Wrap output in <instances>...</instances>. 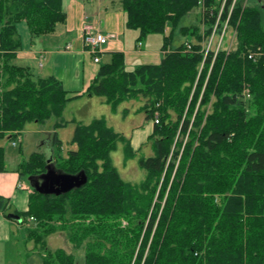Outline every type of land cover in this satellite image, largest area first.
I'll return each instance as SVG.
<instances>
[{
	"label": "trees",
	"instance_id": "obj_1",
	"mask_svg": "<svg viewBox=\"0 0 264 264\" xmlns=\"http://www.w3.org/2000/svg\"><path fill=\"white\" fill-rule=\"evenodd\" d=\"M231 1H224L225 13ZM240 1L230 13V23L235 25L241 12L238 48L228 54L225 50L212 51L203 57L198 42L189 41L188 46L181 42L172 51L167 47L176 35H189L182 22L196 9L208 24L213 23L220 0H120L125 25L137 31L138 40L149 34L162 35V58L157 64L127 68L124 54L114 52L109 61L100 64L84 92L104 97L115 108L132 88L140 87L136 92L147 97L141 111L146 120L153 121L147 137L153 154L139 157L138 165L156 180L166 169L169 143L176 129L194 138L196 131L192 128H199L204 121L203 127L208 129L201 132L204 149L197 148L198 143L191 170L177 173L179 180L171 184L156 220L152 213L148 217L143 214L138 202L142 194L137 187L124 183L111 164L110 154L121 137L125 158L136 156L129 141L108 126L104 118H95L89 124H76L74 148L61 156L55 128L65 122L62 113L67 103L81 93L68 92L55 77L35 75L29 67L12 62L21 48L17 24L23 22L31 37L53 33L65 21L63 0H0V139L12 142L27 123L53 119L48 130L49 162L62 172L76 174L83 170L87 176L84 185L59 195L40 194L31 188L27 209L13 212L22 218L21 222L30 216L39 221L61 219L68 212L101 215L112 208L129 220L135 217L136 227H144L146 233L156 232L161 222L160 236L150 243L143 264H264V0H248L243 9ZM208 105L210 110L203 119ZM171 113L177 122L167 127L165 120L171 119ZM238 134L249 140L248 146L240 152L234 150L237 156L231 167L225 155L216 154L225 143H233ZM193 138L182 158V169L190 156ZM47 158L43 152H32L21 160L19 177L44 172ZM175 158L176 154L172 155ZM3 170L0 146V172ZM162 186L166 187V180ZM7 204V199L0 196V213L6 217ZM142 204H151L147 195ZM85 229L86 226L81 230ZM138 237L135 233L129 240L128 256L133 255ZM146 241L144 236L139 242L140 250ZM140 262V251L133 263L131 259H107L93 249L85 258V264ZM42 264H71V260L55 250L43 258Z\"/></svg>",
	"mask_w": 264,
	"mask_h": 264
},
{
	"label": "rangeland",
	"instance_id": "obj_2",
	"mask_svg": "<svg viewBox=\"0 0 264 264\" xmlns=\"http://www.w3.org/2000/svg\"><path fill=\"white\" fill-rule=\"evenodd\" d=\"M98 1L99 0H86V4L88 5L87 12L91 16V19L96 17L94 16L95 14L92 15L91 12L93 7L96 6L95 2ZM224 1L225 0H220L221 3L213 23L208 24V21L204 20L199 14L198 9L189 14L182 22L188 28L187 35H189L182 37L179 34V36L176 35L177 37H174V39H170L172 41L170 43V47H167V51H172L173 48L178 46L181 42H185V45L188 46L190 45L189 41L192 43H200L203 57L212 52V50L215 52L218 50H225L226 54H228L231 50H236L239 46L237 26L241 18V12L239 13V17L235 25L230 23V13L232 9L237 6L239 0H232L226 13L224 11ZM102 2H104L107 7L113 4L114 9H122L120 0H102ZM240 2L241 9H243V7L247 5L248 0H241ZM89 22L96 26L97 23H99L95 19L92 20V22ZM60 26L61 24L57 25L52 35L48 34L41 37H33V39H31L33 43L27 35H22L21 37L19 36L21 39L20 41H22V49L33 50L43 47L41 43H38L39 38H48L49 36L50 39L52 36H59L62 34ZM127 32L133 33L135 31L130 30ZM60 36L57 37V40L54 39L48 43H44V47L47 50H49L50 47L55 49L60 45L63 47L64 41H68L70 37H66L64 35L60 38ZM147 37L153 39V42L155 43L153 44L151 42L150 47H154V45H156V50L159 51L162 45V35L152 34ZM143 41L145 43V40ZM143 48L146 49V45H143ZM42 52L44 59L43 57L41 59L38 57H29V59L26 58L24 60L13 58L12 62L20 66H28L36 75L44 76L47 69V56H45L46 53L44 51ZM40 60L42 61V66H39ZM87 60L91 63L93 62L91 56L87 57ZM99 65L100 64L96 63V68H98ZM201 67L202 65L200 64L199 70H201ZM196 80L197 78L194 82H196ZM137 88L140 87L135 86L132 88L131 94H128V96L123 101H120L115 108L111 107V109H115L114 112L110 111L111 105L109 103H107L108 105H103L101 103H98L99 105L97 106L94 105L95 100H97L96 98L88 101V98L84 97L67 103L62 113V117L65 122L62 125L57 126L55 131L56 137L61 141L60 154L64 157L66 156L68 150L74 148L72 144V136L77 123L89 124L93 118L95 119V117L100 115L108 117L109 120L105 118L106 124L109 123L110 127H112L114 131L119 132V134H122L123 137L125 136L124 138L129 139L132 151L136 154L134 157L130 156L125 158L126 155L122 151L125 143L121 137L120 140L116 141L115 148L117 150H113L110 154L111 164L117 170L120 179L124 183H127L132 187H137L138 193L142 194L138 202L139 206L142 207L143 214L146 213L148 217L152 213L153 215H156V220H158L166 196L170 192L171 184L175 180H179L177 173L185 174L187 171L189 172V170H191L190 163L193 159L192 154L194 150H196V145L202 142L201 132L204 130V134L208 131V129L203 127L204 121H202L199 128H192V130L196 131L193 138L188 132L185 134L179 133V128L176 127L177 129L175 134L171 138V143H169V154L165 167L166 169H164L159 180H156V178H149L150 176L147 174V171L138 165L139 157L150 156L153 154V151L151 150V141H148V139L145 138L146 134L149 132L148 129L150 122L145 119V113L141 111L147 102V97H143L140 92H136V90H138ZM244 92L247 94V90L244 89ZM99 98L105 100L102 96H99ZM126 110L129 113L126 114V116H122V111L124 114V111ZM208 110H210L209 105L206 107V112ZM208 112L204 114L203 119L206 118ZM175 118V114L171 113V119L165 120V122L168 121L167 127H172L176 124L177 119ZM52 122L53 119H49L41 124L35 122L27 123L21 135L17 136L19 140L16 145H12L11 141L6 138L0 139V146L3 147L4 174L7 176L13 175L18 167V163L34 151L47 154L48 148H50L48 130ZM239 137L240 141L238 140ZM192 138V153L189 151L190 156L189 158L186 157L187 164L184 165V168L182 169L180 167L181 163H183L182 158L186 150H189V143ZM247 140L244 138V135H235L234 142L230 144L225 143V145L219 148L216 156L220 157L221 155H225V159L229 163L228 165L233 167L232 163H234V161L232 162V159L237 156L234 150L236 149L240 152L242 148L247 147L249 141ZM201 146L202 144H200L197 148L204 149V147ZM139 147H141L140 151ZM174 154H176V158L173 160L172 155ZM234 154L235 156H233ZM172 160L174 163H170ZM171 164L173 165L172 168ZM214 165L222 166V163L215 162ZM27 178L28 176L22 178L20 177V181L18 183L22 182V184H25L26 187L24 189L27 190L29 194L32 190L29 186ZM15 180H17V178ZM165 180L166 187H163L162 185ZM146 195L151 201V204L144 207L142 201ZM7 207L8 212H16L15 210L9 208L8 205ZM91 221L92 224H90ZM99 221L100 224L97 225ZM131 221L132 223L130 224ZM133 221H135V217L129 220L126 215H123V212H115L112 208L103 212L101 215L68 212L67 214H63L61 219L40 221L36 219H32L30 221L24 220L19 223V226L15 224V229L11 230L13 237L11 239L12 242H9L6 247L4 245L0 248V264H42L43 258L47 257L49 253L54 252L55 250L62 251L63 255L66 257L69 256L71 264H85L86 254L90 249H93L95 252H99L107 259H116L117 257L122 258L123 260L131 259L132 263L136 260L140 251V264H143L144 258L149 250L150 243L153 241L154 237L160 236L159 232L161 230H159V228L161 222L158 221L156 232L151 231L150 233H146L144 231V227H136V222L134 223ZM37 225H41V227L36 228ZM84 226H86L87 229L82 231L81 229L84 228ZM50 228L51 231H46V229ZM135 233L139 235L138 241L136 242L137 244L135 243L136 245L133 250V255L128 256V242L133 239ZM144 236L147 241L144 249L140 250L139 242ZM118 244L119 246H117Z\"/></svg>",
	"mask_w": 264,
	"mask_h": 264
},
{
	"label": "crops",
	"instance_id": "obj_3",
	"mask_svg": "<svg viewBox=\"0 0 264 264\" xmlns=\"http://www.w3.org/2000/svg\"><path fill=\"white\" fill-rule=\"evenodd\" d=\"M95 3L96 6L93 7L91 13L92 15L95 14L94 16L96 17L94 19L100 23V24L97 23V26L89 22V21L92 22V20L94 19H91V16L87 12L88 5L86 4V0L83 1L63 0V4H62L63 11L65 12L66 17H65V21L61 23L60 27L62 30V34H60L61 36L60 35L59 36L60 38L64 35L66 37L69 36L70 39H68V41H64L63 47H61L62 45L57 46L55 49H53V47H50L49 50H47L44 47L45 46L44 43H48L49 41H52L54 39L57 40V37L59 36L57 35L52 36V38L50 39L49 36L48 38H39L38 43H41L43 47L33 50L32 49L23 50L22 41H20L21 48L18 51L15 58H17L18 60H24L26 58L29 59V57L40 58V54L43 55L42 51H44L46 53L45 56H47V65H46L47 69L44 76L51 75L55 77L61 83L63 89H65L68 92L81 93V96L75 98L76 100L85 97L88 98V101H91L93 98H96L97 100H95L94 105L97 106L100 103L103 105H108V104L104 100L99 98V96L87 95L84 93L86 88L92 83L98 72L99 67L96 68L95 66L96 63L101 64L105 61H109L110 55L112 53L121 52L124 54L125 65L127 68L135 67L139 64H157L162 58L163 51L161 49L162 45L159 51L156 50L157 49L156 45H154V47H150L151 42L153 44L155 43L153 42V39L148 38L147 36L152 34L147 35L144 39H139V40L137 39L138 37L137 31L126 27L125 13L122 9H114L113 4L107 7L104 4V2H102V0H99L98 2ZM84 22H87L93 25L94 27L96 26L95 28L97 30L102 31L103 33L105 31V33L108 35L107 43L104 44L101 47V50L98 52V56H99L98 62H95L93 60V55L89 53L85 48V46L83 45L82 36H81V27ZM17 25L18 26H16V28H17V32H19L18 33L19 36L21 37L22 35L23 36L27 35V37H30V41H32L31 39H33V37H31V34L29 33L25 24L19 23ZM130 30H133L135 32L133 33L127 32ZM41 36H35V37H41ZM143 40H145V43ZM162 43H163V37H162ZM143 45H146V49L143 48ZM89 55L91 56V59L93 61L92 63L89 60H87V57H90ZM39 66H42V61H41V65L39 63ZM110 111L114 112L115 109H111ZM128 113L129 112L126 110V114ZM126 114H123L122 111V116L123 115L126 116ZM99 117H103L104 119L107 118L109 120V118L104 115H100L95 118H99ZM148 121L150 122V126L148 129L149 132L146 134L145 138L148 137V135L152 132V128H153L152 122L150 120ZM107 124L108 126H110L109 123ZM125 139L126 141H129V139L127 138ZM140 149L141 147H139V151ZM20 162L18 163V166ZM3 171L0 172V196L7 199L8 202L7 205L12 210H15L16 212H24L27 209L28 191L24 189L26 185L22 184V182H21V187L19 188L17 187V183L20 181V177L18 174V167L16 171L13 173V175L7 176L6 174H4ZM16 178L17 180H15ZM19 223L20 222H16L8 219L4 214L0 213V248L4 245L6 247L7 244H9V242H12L11 239L13 237L11 230L15 229L14 228L15 224L19 226Z\"/></svg>",
	"mask_w": 264,
	"mask_h": 264
},
{
	"label": "water",
	"instance_id": "obj_4",
	"mask_svg": "<svg viewBox=\"0 0 264 264\" xmlns=\"http://www.w3.org/2000/svg\"><path fill=\"white\" fill-rule=\"evenodd\" d=\"M50 154L51 149L48 148L45 171L36 176H28L27 178L29 186L36 192L40 194L59 195L71 189L78 188L87 182V176L83 170L76 174H69L56 169L55 166L49 162L51 159ZM7 218L17 222L22 221V218L13 212H9Z\"/></svg>",
	"mask_w": 264,
	"mask_h": 264
},
{
	"label": "built area",
	"instance_id": "obj_5",
	"mask_svg": "<svg viewBox=\"0 0 264 264\" xmlns=\"http://www.w3.org/2000/svg\"><path fill=\"white\" fill-rule=\"evenodd\" d=\"M81 36H82V42L83 45L85 46V48L87 49V51L89 53H91L93 55V60L95 62L98 61V52L101 48L102 45H104L107 40H108V35L101 32L100 30H97L93 25L84 22L82 24L81 27ZM68 48V46H67ZM214 51V50H212ZM214 53H216L214 51ZM43 56L40 54V59ZM41 65V62H39ZM157 122V120H155ZM19 138H17L16 140L12 141V145H16L18 142ZM17 187H21V182L17 183ZM33 217H28L27 220L30 221L32 220Z\"/></svg>",
	"mask_w": 264,
	"mask_h": 264
},
{
	"label": "bare ground",
	"instance_id": "obj_6",
	"mask_svg": "<svg viewBox=\"0 0 264 264\" xmlns=\"http://www.w3.org/2000/svg\"><path fill=\"white\" fill-rule=\"evenodd\" d=\"M106 43H107V42H106ZM106 43H105V44H106ZM102 46H103V45H102ZM102 46H101V47H102ZM100 50H101V48H100ZM100 50H99V51H100ZM97 62H98V61H97Z\"/></svg>",
	"mask_w": 264,
	"mask_h": 264
}]
</instances>
